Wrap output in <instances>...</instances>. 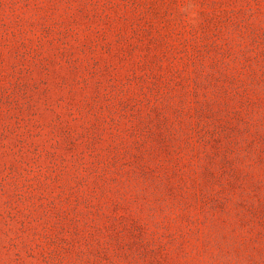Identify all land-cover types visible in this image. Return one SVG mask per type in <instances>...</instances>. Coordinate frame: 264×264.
I'll return each mask as SVG.
<instances>
[{
    "label": "rangeland",
    "instance_id": "1",
    "mask_svg": "<svg viewBox=\"0 0 264 264\" xmlns=\"http://www.w3.org/2000/svg\"><path fill=\"white\" fill-rule=\"evenodd\" d=\"M0 264H264V0H0Z\"/></svg>",
    "mask_w": 264,
    "mask_h": 264
}]
</instances>
